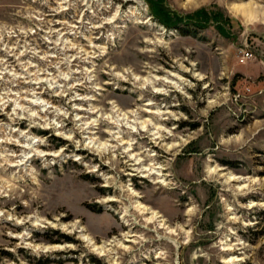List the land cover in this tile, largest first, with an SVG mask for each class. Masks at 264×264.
I'll list each match as a JSON object with an SVG mask.
<instances>
[{
  "label": "rangeland",
  "instance_id": "374dc122",
  "mask_svg": "<svg viewBox=\"0 0 264 264\" xmlns=\"http://www.w3.org/2000/svg\"><path fill=\"white\" fill-rule=\"evenodd\" d=\"M45 262L264 264V0H0V264Z\"/></svg>",
  "mask_w": 264,
  "mask_h": 264
},
{
  "label": "bare ground",
  "instance_id": "6f19581e",
  "mask_svg": "<svg viewBox=\"0 0 264 264\" xmlns=\"http://www.w3.org/2000/svg\"><path fill=\"white\" fill-rule=\"evenodd\" d=\"M87 0H84V2H86ZM66 1H64V2H62V3H65ZM61 3V2H60ZM67 8V7H66ZM66 8H64V9H62L61 10V13L64 11V10H66ZM114 21V17H112V18H110L109 19V21L107 22V24H110V23H112ZM59 40V39H58ZM64 40V39H63ZM66 41V40H65ZM162 81V83L164 82H166V83H173L175 86H177L178 87V84L177 83H175V82H173V81H170V80H166L165 78H158V77H156V76H152V78L151 79H148L147 81H145V82H147V84L149 85V86H151L152 88H154V91H155V93H162L163 92V89L162 88H157V82L158 81ZM163 83V84H164ZM146 84V85H147ZM76 85V84H75ZM79 85V84H78ZM145 105H151V103H147V104H145ZM145 112L146 113H149L150 115H151V117L149 118V119H147V120H139L138 119V122L140 123V129L142 130V131H145V132H148V133H150V135H152L153 136V138L154 139H162L163 138V132H165V131H167L165 128H163L162 126H160V125H158L155 121H157V120H159L158 118H159V114H160V112L161 111H158V110H151V109H145ZM134 115L136 116L134 119H136V118H139V114L136 112V113H134ZM126 117V116H125ZM120 118V117H119ZM124 118V117H123ZM118 121V120H117ZM135 121H137V120H134V121H131V122H134L135 123ZM119 122H120V119H119ZM119 122H117V123H119ZM137 122V123H138ZM87 124V123H86ZM126 125V124H125ZM129 125V124H128ZM127 126V125H126ZM128 127V126H127ZM129 127L132 129V131L134 132L136 129H134V127H135V125H129ZM134 129V130H133ZM119 130V129H118ZM90 132V131H89ZM168 133H171L170 131H167ZM91 133V132H90ZM120 132H117V134H119ZM166 133V132H165ZM89 137H91V136H89ZM111 139V138H110ZM116 139H117V137H116ZM115 139V140H116ZM117 140H119L120 141V139H117ZM90 143H92V142H94L93 141V139H90ZM96 146H95V148L97 147L98 148V150H102V149H104V150H108L109 148H111V147H114V145H112V144H110V143H101V142H97L96 144H95ZM129 147L131 146V144L130 143H128L127 144ZM91 146H93V145H91ZM129 149V148H128ZM128 151V150H127ZM130 156L129 157H132V158H135V165H137L138 167V171H146V172H149V171H151L150 172V174H152V175H155V176H157V183L158 182H165V179L163 178V175L161 174V167H160V165H157L155 162H153V160H151L152 162L148 165V166H145V164H143V160H141V158L139 157V153L137 154H129ZM145 175V174H144ZM147 175V174H146ZM235 179V177H233V178H230V180H234ZM165 184V183H164ZM163 185V184H162ZM135 209H136V211L137 212H139V213H141V214H144V213H148V212H150V214H149V216L146 218V221L147 222H154L155 220H157L158 219V217H160L161 215H159L157 212H155V211H152V210H150V211H148L147 212V207H145L144 205H142V204H140V203H138V202H136L135 203ZM161 220V219H160ZM163 221V220H162ZM159 226H161V227H165L166 225L164 224V223H162V222H160L159 224H158ZM168 228V227H167ZM169 230V229H168ZM173 230V229H172ZM172 230L170 229L169 231H170V233H172ZM133 235H129V234H123V236H122V239H125V241H129L130 240V237H132ZM83 239H85V240H87L88 242H90V243H92V241L90 240L91 238H89V237H86V236H83ZM121 245H122V242H119ZM118 245V244H117ZM125 247V246H124ZM97 249H99L100 251H102V252H104L105 251V247L104 246H100V247H96ZM123 248V247H122ZM225 249L226 250H229V249H231V248H226L225 247ZM102 254V253H101ZM156 257H159V256H157L156 255ZM237 260H239V259H236V258H228V259H226L225 260V262L226 263H229V262H233V261H237Z\"/></svg>",
  "mask_w": 264,
  "mask_h": 264
},
{
  "label": "trees",
  "instance_id": "16d2710c",
  "mask_svg": "<svg viewBox=\"0 0 264 264\" xmlns=\"http://www.w3.org/2000/svg\"><path fill=\"white\" fill-rule=\"evenodd\" d=\"M181 34H189V35L194 36L195 35V32H193L191 30L181 29ZM39 264H47V262H45V263H39Z\"/></svg>",
  "mask_w": 264,
  "mask_h": 264
},
{
  "label": "built area",
  "instance_id": "2783aa9c",
  "mask_svg": "<svg viewBox=\"0 0 264 264\" xmlns=\"http://www.w3.org/2000/svg\"><path fill=\"white\" fill-rule=\"evenodd\" d=\"M250 52L249 51H243L242 56H241V61H244L246 58L250 57Z\"/></svg>",
  "mask_w": 264,
  "mask_h": 264
}]
</instances>
